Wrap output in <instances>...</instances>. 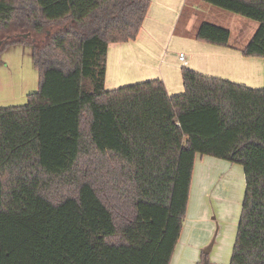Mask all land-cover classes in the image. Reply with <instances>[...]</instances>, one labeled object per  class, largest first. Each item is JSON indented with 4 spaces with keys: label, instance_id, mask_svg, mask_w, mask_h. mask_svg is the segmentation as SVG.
Wrapping results in <instances>:
<instances>
[{
    "label": "trees",
    "instance_id": "1",
    "mask_svg": "<svg viewBox=\"0 0 264 264\" xmlns=\"http://www.w3.org/2000/svg\"><path fill=\"white\" fill-rule=\"evenodd\" d=\"M202 1L259 24L240 53L264 65V0ZM150 4L0 0V34L75 25L31 45L38 90L0 109V264H170L197 155L242 167L229 264H264V87L186 67L177 95L105 87L109 46L136 40ZM195 39L228 47L230 31L201 22Z\"/></svg>",
    "mask_w": 264,
    "mask_h": 264
},
{
    "label": "crops",
    "instance_id": "2",
    "mask_svg": "<svg viewBox=\"0 0 264 264\" xmlns=\"http://www.w3.org/2000/svg\"><path fill=\"white\" fill-rule=\"evenodd\" d=\"M189 1L150 0V10L136 40L111 45L108 48L106 89H116L135 84V82H143V80L160 79L168 95H177L183 91L181 79L183 67L249 88L264 87L263 64L260 67V62H250V58L243 57L239 50H235L229 45L228 47H219L195 39V32L199 24L207 22L199 21L200 11L196 13L191 10L184 25L185 33L188 30L192 34L188 36L185 33L176 34V26ZM219 17L218 20H221ZM155 18L162 21L161 27L157 28L158 34L155 33L153 27ZM166 41L169 46L167 47L174 53L173 56H164L163 54L162 46L166 44ZM177 50H179L178 57H175ZM180 54L184 55L185 64L180 61ZM250 64L255 70H260V76L253 72L247 77L240 78L238 67L247 65L249 68ZM248 68L245 70L247 74ZM211 162L213 159L207 156L197 155L195 158L186 215L170 264H199L202 259V252L199 255L200 248L206 243L211 229L204 222L206 212L203 211V207L197 205V209L194 210L190 201L193 196L196 170L201 168L204 170L212 164Z\"/></svg>",
    "mask_w": 264,
    "mask_h": 264
},
{
    "label": "rangeland",
    "instance_id": "3",
    "mask_svg": "<svg viewBox=\"0 0 264 264\" xmlns=\"http://www.w3.org/2000/svg\"><path fill=\"white\" fill-rule=\"evenodd\" d=\"M191 10L196 13L200 11L199 21L218 24L228 29L230 31L229 46L239 51L248 44L259 26L255 21L220 10L204 3L202 0H190L186 4V9L176 26V34L185 33L184 25L188 19L187 17L190 16ZM218 17L221 20H218ZM161 22L157 18L154 20L153 27L156 34H158L157 28L161 27ZM74 26L69 20L59 24H48L42 33L35 34L25 28L23 24H14L9 30L0 34L1 40H5L6 35H11L15 39L25 40L24 45L1 47L0 109L23 106L27 103V96L38 90L39 75L32 61L31 45L34 42L46 44L57 33L75 30ZM190 34L192 33L188 30L185 33L186 36ZM165 43L163 45L164 48L162 46L164 56H173L172 49L168 48V42L166 41ZM178 51L175 57H178ZM249 60L250 62H260V67L263 64L260 58H250ZM250 65L249 68L247 65L238 67V76L240 78L247 77L253 72L260 76V70H255ZM247 68L248 74L245 72ZM210 158L213 159L212 164L204 170L202 168L196 170L193 196L190 201L194 210L197 209V205L203 207V211L206 212L204 222L211 229L206 243L200 248L199 255L216 236L211 252L206 257L202 253V259L199 264H229L244 196L243 169L240 165Z\"/></svg>",
    "mask_w": 264,
    "mask_h": 264
},
{
    "label": "water",
    "instance_id": "4",
    "mask_svg": "<svg viewBox=\"0 0 264 264\" xmlns=\"http://www.w3.org/2000/svg\"><path fill=\"white\" fill-rule=\"evenodd\" d=\"M6 40H7V39H5V40H1V39H0V49H1V47H2V44H3ZM215 237H216V236H215ZM215 237L212 239V241H211V243L209 244V246H208L206 249H204V250L202 251L204 257H206V256L210 253V251H211V249H212V246H213V244H214V239H215Z\"/></svg>",
    "mask_w": 264,
    "mask_h": 264
},
{
    "label": "built area",
    "instance_id": "5",
    "mask_svg": "<svg viewBox=\"0 0 264 264\" xmlns=\"http://www.w3.org/2000/svg\"><path fill=\"white\" fill-rule=\"evenodd\" d=\"M179 59H180L181 62H183V64H185V62H184V55L183 54H180L179 55Z\"/></svg>",
    "mask_w": 264,
    "mask_h": 264
}]
</instances>
